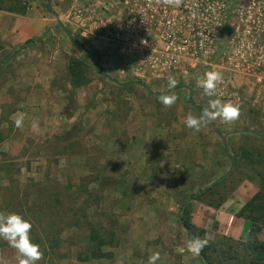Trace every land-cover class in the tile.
Returning <instances> with one entry per match:
<instances>
[{
    "label": "rangeland",
    "instance_id": "obj_1",
    "mask_svg": "<svg viewBox=\"0 0 264 264\" xmlns=\"http://www.w3.org/2000/svg\"><path fill=\"white\" fill-rule=\"evenodd\" d=\"M80 1L0 0L3 37L15 36L19 22L18 44L0 40V212L31 222L37 264H148L153 253L156 264H205L188 251L190 234L178 221L187 202L213 264H254L243 249L249 235H223L213 218L212 228L194 221L203 207L236 214L256 195L264 202V86L217 67L186 68L171 75L178 99L165 107L157 98L168 93L169 76L126 71L116 44L83 39L74 20ZM21 7L25 16L4 11ZM213 70L229 84L207 97L196 81ZM209 99L239 105L238 118L186 128L185 115H200ZM241 196L239 208L228 202ZM255 209L244 216L258 218ZM258 227L257 245L264 219L250 231ZM98 244L101 255L86 259ZM0 262L18 264L2 240Z\"/></svg>",
    "mask_w": 264,
    "mask_h": 264
},
{
    "label": "built area",
    "instance_id": "obj_2",
    "mask_svg": "<svg viewBox=\"0 0 264 264\" xmlns=\"http://www.w3.org/2000/svg\"><path fill=\"white\" fill-rule=\"evenodd\" d=\"M74 15L83 39L116 44L136 75L205 65L264 86V0H82Z\"/></svg>",
    "mask_w": 264,
    "mask_h": 264
},
{
    "label": "clouds",
    "instance_id": "obj_3",
    "mask_svg": "<svg viewBox=\"0 0 264 264\" xmlns=\"http://www.w3.org/2000/svg\"><path fill=\"white\" fill-rule=\"evenodd\" d=\"M143 43V41H142ZM185 76L187 73L184 74ZM222 74L218 71H206L202 78H197V86L202 88L203 95L215 96L217 86L222 82ZM177 79L169 76L167 81V94H161L157 99L165 107L173 105L178 97L172 91L177 86ZM239 116V105L230 101L220 99H209L208 105L200 115H193L191 112L184 117V126L193 131H199L201 127L220 119L225 123L235 121ZM20 123L19 121L17 122ZM35 126V125H34ZM32 224L29 220L18 213L0 212V240L5 241L9 247L15 249L18 264H37L41 259L39 245L35 244L30 236ZM207 245V240L200 237H193L188 243V251L199 255L200 251ZM159 254L153 253L149 257L148 264H156ZM3 264V262H0Z\"/></svg>",
    "mask_w": 264,
    "mask_h": 264
},
{
    "label": "trees",
    "instance_id": "obj_4",
    "mask_svg": "<svg viewBox=\"0 0 264 264\" xmlns=\"http://www.w3.org/2000/svg\"><path fill=\"white\" fill-rule=\"evenodd\" d=\"M22 10H15V9H9V10H4V11H7V12H10V13H15V14H18V15H21V16H25L26 14V10L27 8L26 7H21ZM3 10V9H2ZM47 11L48 12H52V9H51V6L48 4L47 5ZM60 27L68 34L70 35V32L67 31L65 28L62 27V25L60 24ZM74 40V39H72ZM25 48V46H20L18 47V51H21ZM79 65L78 63L75 61L72 63V68H71V73L72 75H77L78 72H77V69ZM176 88H178V86H176ZM264 138V136H262ZM198 196V195H197ZM196 195L192 196V198H195L197 197ZM258 201V204L255 205V202ZM189 205V203H185L183 204L181 207H180V211H179V214H178V221L179 223L181 224V226L188 232V234L192 235V237H200L201 238V235L199 234H196L194 229H195V226L194 224L192 223V218H191V213L189 212L187 206ZM256 206V207H255ZM251 207H254L256 208V212H259L260 215L258 216V218H249V217H246L244 216V211H246L248 208H251ZM219 207H216V209H219ZM243 209H241L240 212L236 213L235 215L237 217H242V218H245L247 220V222H249L250 224H253V223H256L262 219H264V202L261 200V196L260 195H256L252 200H250L248 202V204H246L245 206L242 207ZM261 229L258 227L257 229H254L252 231H250L248 233L249 237H250V242L249 243H244V247L243 249H249L253 254V262L254 264H264V243L263 244H258V235L260 233ZM94 241L96 242H100L102 244H104L105 241H103V239L101 237H99V235H97V233H95L92 237H91ZM242 239V238H241ZM102 244H98V246H93L90 250H89V253L90 255H88L86 257V259H91L92 255L94 256H98V255H101V246ZM212 247L210 244H207L199 253V256L206 260L207 264H213V262L211 261L209 255L207 254V252L211 251ZM242 250V249H241ZM241 251L240 250H237V252L235 253H232L230 256H231V259L233 260L234 258H236V255H240L244 252V250H242V253H240ZM240 253V254H238ZM85 260V259H84ZM256 262V263H255Z\"/></svg>",
    "mask_w": 264,
    "mask_h": 264
},
{
    "label": "crops",
    "instance_id": "obj_5",
    "mask_svg": "<svg viewBox=\"0 0 264 264\" xmlns=\"http://www.w3.org/2000/svg\"><path fill=\"white\" fill-rule=\"evenodd\" d=\"M2 19H3V16L0 14V40H8L12 42L13 44H18L19 40L17 39V31L19 29V22L13 21L15 22V25L13 26L16 32L15 36H13V34L10 33L7 37H3ZM11 20L12 19H10V21ZM32 28L34 29V27ZM236 198L231 199L228 202H231L232 204H236V206H238L239 208L238 202L243 204L242 203L243 197L241 196L238 199ZM224 206H223L224 208H219V209L211 208V207H203L202 210L204 212V215H203L204 218H202V220L194 219L195 221L194 220L193 221L198 225H202V227H210L212 226L211 219L213 218V222L215 223V225L217 224L219 227V230H218L219 233L223 235L232 236L238 239L248 236V233L250 231V223L247 222L245 218L237 217L235 214L233 213L231 214L228 211H225L224 209H226V205Z\"/></svg>",
    "mask_w": 264,
    "mask_h": 264
},
{
    "label": "water",
    "instance_id": "obj_6",
    "mask_svg": "<svg viewBox=\"0 0 264 264\" xmlns=\"http://www.w3.org/2000/svg\"><path fill=\"white\" fill-rule=\"evenodd\" d=\"M33 42H34V41H29L28 44L31 45V44H33ZM189 237H190V239H192V236L189 235ZM203 261H204L205 264H207V262H206V260H205L204 258H203Z\"/></svg>",
    "mask_w": 264,
    "mask_h": 264
}]
</instances>
